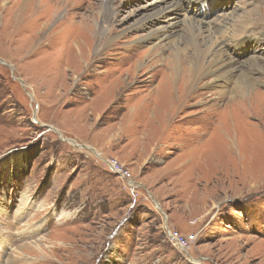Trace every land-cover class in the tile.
<instances>
[{"label":"rangeland","instance_id":"obj_1","mask_svg":"<svg viewBox=\"0 0 264 264\" xmlns=\"http://www.w3.org/2000/svg\"><path fill=\"white\" fill-rule=\"evenodd\" d=\"M158 1L0 0V264H264V71L232 104L187 98L142 39ZM213 2L212 22L264 9Z\"/></svg>","mask_w":264,"mask_h":264},{"label":"bare ground","instance_id":"obj_2","mask_svg":"<svg viewBox=\"0 0 264 264\" xmlns=\"http://www.w3.org/2000/svg\"><path fill=\"white\" fill-rule=\"evenodd\" d=\"M213 1L220 2V0H159L156 6L158 10L155 11V14L153 16L144 15L141 19L145 23L146 28L150 21V23L154 22L153 24L159 25V27L153 28V32L149 35H143L142 39L150 40L155 38L159 45H154L153 50L162 48L168 51L170 49V55L168 54L167 59L162 57L159 61H164V64L167 62L171 70L172 74H168L166 79L170 84L173 83V79L176 76H179L185 70L184 94L187 98H190L191 95L189 94L196 90L198 86L205 84V86L216 91L212 95L218 94L220 97L230 95L231 98L227 104H232L236 96L241 94L245 96L252 92L254 85L259 80L254 75L253 70L261 73L264 71V58L260 55L262 52L258 48V46L264 45V42H262L264 32L257 33L261 26L258 22H264L258 15L262 14L264 9L258 8L257 10L252 9L246 12L243 9L244 7L240 6L241 12L238 13V17L231 18V16L223 15L221 20L212 22L208 21L207 16L212 14L214 9L219 6L218 3ZM255 1L261 2V0ZM244 4L249 5L250 3L244 2ZM194 6L196 9L191 8ZM110 14L115 17L114 20L119 17L118 15L115 16L117 14L115 12L105 13L100 15L99 24L96 23L98 25L97 31L103 33L100 40L104 41L105 44L118 38L105 35L108 32H112V29L109 23L102 20V16H107L111 22ZM197 14L202 19H198ZM16 22H18V19L16 20L15 18ZM160 22H166V24L161 26ZM136 28L137 30H142L140 23L137 22ZM87 30L90 33L92 31L93 34L95 33L94 27H88ZM184 30H187L189 34L192 54L186 52L187 50L182 47L180 37L185 34L183 33ZM195 31L198 32L197 35L194 34L196 33ZM185 47L187 48V46ZM230 53L233 57L236 55L243 60L241 62L247 67V69H243L245 72L239 68V74L234 75L237 67L231 69L230 63H239L231 59ZM155 55L159 56L160 54L157 53ZM233 76L235 79L231 80ZM151 78H154V76L152 75ZM208 79L210 80L206 81ZM161 87L159 86V88Z\"/></svg>","mask_w":264,"mask_h":264},{"label":"built area","instance_id":"obj_3","mask_svg":"<svg viewBox=\"0 0 264 264\" xmlns=\"http://www.w3.org/2000/svg\"><path fill=\"white\" fill-rule=\"evenodd\" d=\"M114 161L110 162V165H112L113 167L111 168L112 169V173L114 174H120V172H117L118 170H116V167L114 166L115 164L113 163ZM116 163V162H115ZM124 174V173H123ZM125 175V174H124ZM124 175H120L124 178L126 177H131L130 175L129 176H124ZM130 180H128V182H130ZM168 239L171 243H173L174 245H176L179 249L181 250H187L186 247L189 246L190 243H195L197 242V239H198V235L197 234H193L191 236H189L188 238H184V236L181 234V232H169L168 233ZM188 245V246H187Z\"/></svg>","mask_w":264,"mask_h":264},{"label":"trees","instance_id":"obj_4","mask_svg":"<svg viewBox=\"0 0 264 264\" xmlns=\"http://www.w3.org/2000/svg\"><path fill=\"white\" fill-rule=\"evenodd\" d=\"M27 158V157H26ZM24 161H26L25 159H24ZM29 162V161H28Z\"/></svg>","mask_w":264,"mask_h":264}]
</instances>
